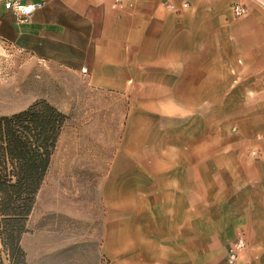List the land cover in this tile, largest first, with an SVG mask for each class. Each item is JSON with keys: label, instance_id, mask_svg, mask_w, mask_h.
Here are the masks:
<instances>
[{"label": "crops", "instance_id": "1", "mask_svg": "<svg viewBox=\"0 0 264 264\" xmlns=\"http://www.w3.org/2000/svg\"><path fill=\"white\" fill-rule=\"evenodd\" d=\"M3 1L1 42L43 72L77 75L81 89L137 90L140 103L152 104L158 117L192 118L195 104L178 91L225 89L229 83L215 79L222 72L239 90L264 84V0H24L44 3L25 24ZM236 4L246 5L247 14L235 17ZM198 104L218 103L205 93ZM253 172L261 182L253 195L218 179L205 180L198 192L179 190L175 177L156 180L154 193L135 195L139 204L106 210L123 218L105 221L100 251L64 258L62 245L51 254V245L33 253L23 247L27 262L228 264L229 246L244 237L247 247L234 264H264V163Z\"/></svg>", "mask_w": 264, "mask_h": 264}, {"label": "rangeland", "instance_id": "2", "mask_svg": "<svg viewBox=\"0 0 264 264\" xmlns=\"http://www.w3.org/2000/svg\"><path fill=\"white\" fill-rule=\"evenodd\" d=\"M219 78L229 83L225 89L178 91L195 104L192 118L158 117L137 90L81 89L77 75L43 72L0 41V117L41 100L68 116L22 246L33 253L51 245V254L62 245L64 258L95 254L105 221L123 218L106 210L139 204L135 195L154 193L156 180L175 177L179 190L198 192L205 180L218 179L253 195L261 183L253 169L264 163V84L253 92L232 87L224 72ZM205 93L218 104L199 108ZM215 161L225 169H215ZM0 256L8 264L1 244Z\"/></svg>", "mask_w": 264, "mask_h": 264}, {"label": "trees", "instance_id": "3", "mask_svg": "<svg viewBox=\"0 0 264 264\" xmlns=\"http://www.w3.org/2000/svg\"><path fill=\"white\" fill-rule=\"evenodd\" d=\"M67 121L46 100L0 117V244L8 264H28L22 238Z\"/></svg>", "mask_w": 264, "mask_h": 264}, {"label": "built area", "instance_id": "4", "mask_svg": "<svg viewBox=\"0 0 264 264\" xmlns=\"http://www.w3.org/2000/svg\"><path fill=\"white\" fill-rule=\"evenodd\" d=\"M261 3L260 0H253ZM118 3H121L122 0H117ZM4 8L11 12L16 20L25 24L30 22L35 14L43 9L44 3L42 2H26L24 0H4L3 1ZM187 7L188 5H184ZM169 8L174 9L173 5H169ZM248 8L244 4H236L233 9V13L235 17H242L247 14ZM247 247V242L244 237H239L235 242H233L229 246L227 261L228 264H234L237 261L239 253L245 250Z\"/></svg>", "mask_w": 264, "mask_h": 264}]
</instances>
